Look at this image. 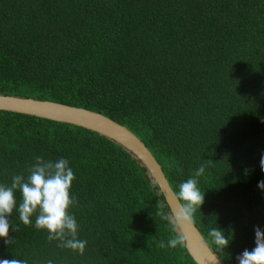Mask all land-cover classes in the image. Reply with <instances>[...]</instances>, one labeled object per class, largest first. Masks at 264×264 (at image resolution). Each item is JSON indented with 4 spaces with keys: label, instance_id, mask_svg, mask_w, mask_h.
Listing matches in <instances>:
<instances>
[{
    "label": "trees",
    "instance_id": "1",
    "mask_svg": "<svg viewBox=\"0 0 264 264\" xmlns=\"http://www.w3.org/2000/svg\"><path fill=\"white\" fill-rule=\"evenodd\" d=\"M0 94L98 112L125 126L171 189L205 193L191 221L224 264L264 229V0H0ZM65 158L83 255L9 217L0 259L27 264H196L149 171L83 127L0 110V183ZM211 161V163H209ZM17 203L21 201L16 193ZM213 227L231 239L222 251Z\"/></svg>",
    "mask_w": 264,
    "mask_h": 264
},
{
    "label": "clouds",
    "instance_id": "2",
    "mask_svg": "<svg viewBox=\"0 0 264 264\" xmlns=\"http://www.w3.org/2000/svg\"><path fill=\"white\" fill-rule=\"evenodd\" d=\"M35 163L28 169V175H15L10 184L0 183V238L9 243V217L13 211L18 213V218L25 226L32 224L35 214L34 227L46 230L49 241H59L58 246L70 249L80 255L84 254L87 242L78 238L79 225L75 216L69 209L76 204L75 197L70 194L72 182L75 179L73 169L65 158L55 162L44 160L37 156ZM211 163V161L209 162ZM264 170V155L260 160ZM205 171L202 165L195 170L194 176L178 185L179 197L185 201L182 210L184 219L191 220L197 206L204 202V191L198 186L199 177ZM257 187L264 190V180L258 181ZM20 193L21 201L17 203L16 193ZM255 247L248 251L245 249L238 257V264H264V229L255 228ZM208 235L213 244L221 251L228 247L232 235L227 237L223 229L213 227ZM231 236V239H229ZM184 237L179 240L168 241L169 247H176L178 242L184 243ZM0 264H27L24 259H0ZM48 264H52L49 261Z\"/></svg>",
    "mask_w": 264,
    "mask_h": 264
},
{
    "label": "water",
    "instance_id": "3",
    "mask_svg": "<svg viewBox=\"0 0 264 264\" xmlns=\"http://www.w3.org/2000/svg\"><path fill=\"white\" fill-rule=\"evenodd\" d=\"M0 110L32 115L83 127L103 135L123 146L137 157L149 171L164 197L184 245L196 264H224L209 248L191 220L182 216L183 206L174 194L163 171L146 145L125 126L94 111L61 103L0 94Z\"/></svg>",
    "mask_w": 264,
    "mask_h": 264
}]
</instances>
